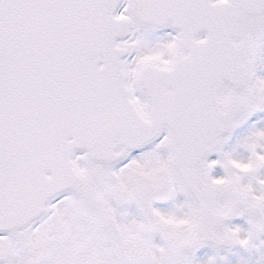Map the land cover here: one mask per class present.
<instances>
[{
    "label": "snow or ice",
    "instance_id": "1",
    "mask_svg": "<svg viewBox=\"0 0 264 264\" xmlns=\"http://www.w3.org/2000/svg\"><path fill=\"white\" fill-rule=\"evenodd\" d=\"M0 264H264V0H0Z\"/></svg>",
    "mask_w": 264,
    "mask_h": 264
}]
</instances>
